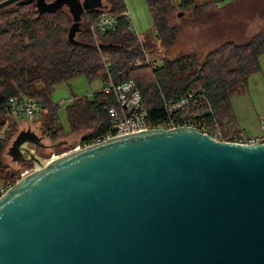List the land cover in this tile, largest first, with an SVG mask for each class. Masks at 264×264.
<instances>
[{
  "label": "water",
  "instance_id": "water-1",
  "mask_svg": "<svg viewBox=\"0 0 264 264\" xmlns=\"http://www.w3.org/2000/svg\"><path fill=\"white\" fill-rule=\"evenodd\" d=\"M41 144L10 147L32 166L0 194V264H264V142L184 124Z\"/></svg>",
  "mask_w": 264,
  "mask_h": 264
},
{
  "label": "trees",
  "instance_id": "trees-1",
  "mask_svg": "<svg viewBox=\"0 0 264 264\" xmlns=\"http://www.w3.org/2000/svg\"><path fill=\"white\" fill-rule=\"evenodd\" d=\"M214 1L145 0L153 29L140 39L128 30L123 0H92L81 5L75 15L72 0H14L1 6L0 183L11 185L20 172L11 170L2 160L6 144L17 131V119L23 118L8 114V97L36 98L43 102V109L31 120L23 121L28 126L39 123L43 134L52 140L51 145L58 148L57 152L64 150L55 141L61 135L81 133L79 141H89L107 128L106 107L114 102L111 93L99 88L91 95H73L64 106L67 131L57 121L59 104L52 103L51 99L54 84L72 76L83 74L88 80L101 77L103 81L102 51L109 53L117 80L132 78L136 82L147 117L152 121L166 115L163 100L171 101L201 87L215 116L212 123L206 114L201 124L209 128L217 125L223 138L236 130V127L224 128L222 117L224 112L228 113V90L233 85L246 83L248 76L259 69L258 57L264 53V25L242 43L224 39L203 55L190 50L173 57L162 56L160 64L154 59L144 61V53L157 52L158 44L163 49L173 44L181 28L174 21L177 10L187 11L192 18L208 23L213 20L209 11ZM254 1L264 6V0ZM104 10L115 15L116 27L96 29L97 46L89 26ZM136 58L141 59V64H134ZM196 127L202 129L201 125ZM38 137L41 140L42 136ZM44 147L42 143L37 150ZM21 162L24 169L32 166L31 160Z\"/></svg>",
  "mask_w": 264,
  "mask_h": 264
},
{
  "label": "rangeland",
  "instance_id": "rangeland-1",
  "mask_svg": "<svg viewBox=\"0 0 264 264\" xmlns=\"http://www.w3.org/2000/svg\"><path fill=\"white\" fill-rule=\"evenodd\" d=\"M129 19L132 22L139 37L148 36L152 31L151 17L147 9L145 0H123ZM196 2L204 0H195ZM85 0H72L71 7L83 5ZM210 13L213 16L211 22H205L198 18H192L187 11L177 10L174 21L180 25L173 44L163 49L159 44L158 51L148 53L149 59H154L157 64L162 62V56L173 57L178 52L197 51L203 55L207 50L216 46L224 39H231L236 43H242L252 32L259 30L264 25V9L254 0H215ZM263 12V15H262ZM259 69L248 76L246 83L233 85L228 90V113L224 112V128L236 127L243 129L249 135H259L264 133L261 123L264 122V53L258 57ZM102 85L101 77L88 80L85 75L78 74L72 78L61 81L52 87V103H58L57 121L61 128L68 130L64 106L70 101L73 95H91V93ZM26 118H18L17 131L11 136L2 152V160L11 170H25L23 160H19L11 150L13 140L20 131L27 128L34 130L41 137V142L45 145L42 149H36V154L48 157L57 154L56 146L51 145L49 137L43 134L39 123L23 121ZM81 133L61 135L58 141L60 148L67 150L70 146H75L80 139ZM25 145L29 148L32 143ZM67 148V149H66ZM63 150V151H64ZM61 152V151H60ZM25 155V154H23Z\"/></svg>",
  "mask_w": 264,
  "mask_h": 264
},
{
  "label": "built area",
  "instance_id": "built-area-1",
  "mask_svg": "<svg viewBox=\"0 0 264 264\" xmlns=\"http://www.w3.org/2000/svg\"><path fill=\"white\" fill-rule=\"evenodd\" d=\"M128 15L129 13L125 10L124 16L129 20L128 30L140 39ZM115 27V15L108 10L102 11L99 16H97V20L89 26L94 44L98 46L96 29L112 30ZM100 54L103 67V81L102 85H100V89L101 91L111 93L114 100L112 104H109L106 107L108 125L103 132L95 134L89 139V141H77L75 146L81 147L100 141L105 137L114 134L152 127L171 128L184 124L191 125L198 131L208 133L217 139L241 143L264 142V133L259 135H249L243 129L237 128L236 130L227 133L226 138H223L224 135L222 130L217 125H213L209 128L208 126L201 124L204 122L206 114L211 118L210 122L215 123L213 109L201 87L188 90L171 101L163 100L162 103L166 115L152 121L147 117L141 98V92L138 89L136 82L132 78L117 80L112 70V62L109 53L102 51ZM144 61H149L146 53H144ZM134 64H141V59L136 58ZM43 106V102L36 98H16L11 96L8 97L7 100V109L10 116H22L28 120H31L33 115L43 109ZM197 125H201L202 129H198L196 127ZM261 128H264V122L261 123ZM209 131L211 133H209ZM1 135L2 130H0V136ZM7 187V184L0 183V194Z\"/></svg>",
  "mask_w": 264,
  "mask_h": 264
}]
</instances>
